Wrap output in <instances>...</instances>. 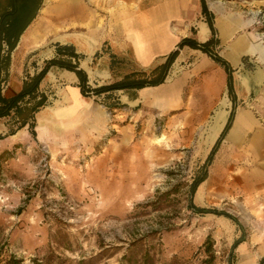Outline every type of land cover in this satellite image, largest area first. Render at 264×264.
I'll return each mask as SVG.
<instances>
[{"label": "rangeland", "instance_id": "obj_1", "mask_svg": "<svg viewBox=\"0 0 264 264\" xmlns=\"http://www.w3.org/2000/svg\"><path fill=\"white\" fill-rule=\"evenodd\" d=\"M77 1L89 10L93 5V0L67 3ZM60 2L42 0L34 23L55 16ZM207 2L214 23L235 25L228 42L237 35L264 42V0ZM76 26L58 24L52 30L70 32ZM226 46L218 42L215 50L225 56ZM196 59L183 56L170 70L166 85L173 86L174 99L159 102V108L131 102L121 92L90 95L86 103L70 106L54 87L35 115V138L27 126L16 129L12 117L0 118V264H258L264 259V183L259 181L264 171L259 158L243 151L264 128V114L254 112L255 124L238 144L224 137L206 179L189 194L224 127L218 120L229 99L223 68L199 69ZM125 67L126 62L116 71ZM245 67L254 72L252 62ZM244 75L233 69L240 97ZM251 104L246 99L237 105L254 111ZM190 199L196 208H215L240 225L224 215L196 212ZM208 237L211 251L204 246ZM239 238L243 241L233 248Z\"/></svg>", "mask_w": 264, "mask_h": 264}, {"label": "crops", "instance_id": "obj_2", "mask_svg": "<svg viewBox=\"0 0 264 264\" xmlns=\"http://www.w3.org/2000/svg\"><path fill=\"white\" fill-rule=\"evenodd\" d=\"M205 2L208 10L212 11L207 0ZM90 10L83 2L67 3V0H61L55 16L35 23L32 21L10 52L3 94L12 96L19 92L26 76L37 73L45 60L55 57L58 44L74 47L75 52L80 55L78 66L85 71L87 83L96 87L109 84L131 70H151L162 63L164 57L185 37H192L198 42H205L211 37V31L201 12L200 0H105L97 5L96 0H93ZM100 11H105L102 13V28L96 26ZM88 20L91 21V27H83ZM73 23L77 24L73 31L56 33L52 30L58 24L67 28ZM214 27L218 30V42L225 46L229 43L225 47V56L218 54L232 65V70L242 69L246 74L242 82L245 96L240 97L233 85L235 102L231 101L227 92L229 99L222 109L221 103L217 109L223 111L218 121L225 125L234 107L233 122L226 135L229 143L238 144L239 139L248 133L249 126L255 124L254 112L264 114V42L251 41L246 35H237L228 42L236 30L235 25L214 23ZM5 50L6 46L3 45V52ZM111 55L125 59L127 67L123 72L118 73L116 67L111 70ZM183 56L197 58L201 62L199 69L210 70L217 66L206 53L184 46L179 50L170 70L182 61ZM251 62L255 65L254 72L248 73L245 65ZM219 66L216 71L218 75L222 68ZM224 73L226 74L225 71ZM54 87L61 88L65 94L63 99L70 106H80L89 97L81 94L74 71L57 66L48 70L39 85V90L47 96V104L49 93ZM114 92L126 94V99L131 102L146 103L155 108H159V102L168 105L173 101L175 93L172 85H166V79L156 86ZM73 96L80 101L79 104L75 105ZM246 99L251 100L254 111L238 107V102L243 103ZM41 126L40 123L38 130ZM243 151L251 153L253 158H259V169L264 171V128L255 131L250 148L245 147ZM259 181L264 183V174L260 175Z\"/></svg>", "mask_w": 264, "mask_h": 264}, {"label": "trees", "instance_id": "obj_3", "mask_svg": "<svg viewBox=\"0 0 264 264\" xmlns=\"http://www.w3.org/2000/svg\"><path fill=\"white\" fill-rule=\"evenodd\" d=\"M200 1L201 12L209 26L211 37L205 42H198L192 37L181 39L176 45V48L164 57L163 62L149 71L131 70L109 84L91 87L87 83V75L85 71L78 66L80 55L75 52L74 47L58 44L56 46L55 57L45 60L43 67L37 73L31 76H26L19 92L12 96H5L2 89L7 79L6 70L10 61V52L15 47L20 35L36 17L38 10L41 7L42 0H0V118L12 117L13 122L16 124V129L27 126L29 133L35 138V114L47 104V96L39 90V85L51 67L57 66L74 71L78 77V87L80 88V92L85 97L90 95H108L117 90L141 89L163 83L168 75L171 65L179 54V50L184 46L198 49L206 53L213 61L224 69L227 75V92L229 98L234 103L235 93L232 80L233 70L230 64L215 50V47L218 44V38L216 37V30L213 23V14L208 10L205 0ZM3 45L6 46L4 52ZM124 62V58L111 55V70H114L115 67ZM233 118L234 107L232 108L219 137L210 150L204 165L201 167L197 175H195L189 186L190 196L194 194L196 188L206 179L207 167L211 163L222 140L231 128ZM0 138H2L1 135ZM188 205L198 213L209 212L217 215H224L225 217L232 219L237 225H240L234 216L218 211L215 208H196L192 204L191 199L189 200ZM242 241L243 239L239 238L233 244V248ZM204 246L206 247V251L212 250L213 243L210 237L207 238ZM15 264L19 263L16 262ZM258 264H264V259H261Z\"/></svg>", "mask_w": 264, "mask_h": 264}, {"label": "bare ground", "instance_id": "obj_4", "mask_svg": "<svg viewBox=\"0 0 264 264\" xmlns=\"http://www.w3.org/2000/svg\"><path fill=\"white\" fill-rule=\"evenodd\" d=\"M161 139V138H158V140Z\"/></svg>", "mask_w": 264, "mask_h": 264}]
</instances>
